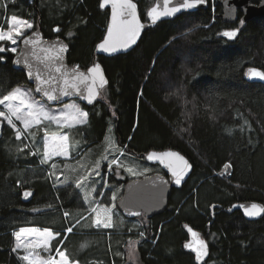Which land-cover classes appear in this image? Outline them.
<instances>
[{"label": "trees", "instance_id": "1", "mask_svg": "<svg viewBox=\"0 0 264 264\" xmlns=\"http://www.w3.org/2000/svg\"><path fill=\"white\" fill-rule=\"evenodd\" d=\"M58 1L42 5L40 0H7V9L35 23V29L39 22L45 38L65 39L71 50L69 64L88 70L104 39L109 11L101 10V0H61L66 9L56 5ZM135 1L147 22L156 0ZM216 1L149 29L127 55L99 57L109 85L93 106L78 101L88 112V123L67 130L72 145H78L74 156L100 145L113 126L124 153L121 159L128 155L143 159L152 150L175 149L193 164L190 179L173 188L166 212L148 219V228L139 231L147 235L138 248L140 264H196L194 255L184 250L188 226L209 244L211 257L205 264H264V217L251 222L239 211L228 213L240 202L264 205V85L247 80L249 68L264 71V17L229 24ZM4 13L2 8L1 19ZM235 29H239L235 38L223 35ZM0 47L5 48L0 53L5 60L0 62V96L17 85L32 88L26 76L13 69L8 43L0 41ZM13 138L7 127L0 140V264H27L24 252L13 251L16 231L54 230L61 235L58 248L76 237L67 236L66 229L80 232L76 224L89 212L76 198L77 189L56 190L38 170L37 161L16 160L6 144ZM100 154L96 152L95 158ZM17 165L28 174L20 175ZM26 175L28 183L22 184ZM115 180L109 174L108 184ZM28 189L35 197L25 204L22 194ZM63 207L85 212L69 222L62 216ZM37 208L44 211L35 212ZM99 254L104 264L125 263L116 249L114 256L108 253L107 243Z\"/></svg>", "mask_w": 264, "mask_h": 264}, {"label": "snow or ice", "instance_id": "2", "mask_svg": "<svg viewBox=\"0 0 264 264\" xmlns=\"http://www.w3.org/2000/svg\"><path fill=\"white\" fill-rule=\"evenodd\" d=\"M108 0H105L107 3ZM117 0H114L113 4V21L114 27L108 30L109 40H105L103 44L100 45V48L104 52H116L119 48H127L130 47L132 44L136 42L138 38L140 30L143 28V25L139 23L138 19L136 18V5L132 3V0H118L120 3L121 11L119 12L120 17L128 16L131 19H121L119 24H116L115 21L117 19V12L115 8ZM204 0H182L179 6L170 7V0H164V8L162 11L158 10L157 8H152V10L148 13V16L151 20L155 23L162 18L172 17L175 14L179 13L183 9H193L197 7L199 4L203 3ZM243 23V22H241ZM9 27L5 30L3 27H0V41H9L11 44L15 45L17 43L16 37L23 36L24 29H31L33 24L26 19L17 17L12 15L8 18ZM121 26H126L122 29ZM59 29H57L58 31ZM239 33V29H235L232 31L224 32V36L229 38H235ZM26 45H32L33 48L39 43L38 40H34L32 36H29L27 39L24 40ZM5 48L0 47V53H3ZM11 52L16 53L17 48L12 47L10 49ZM45 52H52V55H48L45 57V66L50 67V72L47 77L41 75L39 71H33V66L29 62L28 56L25 55L23 59L17 58L13 62L15 65L19 66L23 64L27 69V76L29 79H34L36 82V87L34 89H25L19 85L11 89L7 92V94H3L0 96V106H3L7 112L0 111V117H3L9 126L13 129L16 128V125L13 123V118L17 121H21L25 129H29L31 127H38L44 122H48L49 124H56L58 128H68V129H75L77 125H85L88 123V112L83 111L78 105L76 104H68L62 110H55L51 109L50 107L46 106V102L42 100L35 99L34 93H40L42 97L46 98L47 101H60L63 97L69 96L70 94H79L82 95L83 98L88 103H93L94 98L97 96L96 92V75L99 74V66L96 65L93 68L89 69V72L92 73L91 76L88 77L89 86L87 87V93L81 91L80 87L78 86L77 82H83L82 75L76 72H69L62 61V55L67 51L66 44H57L53 45L50 49H43ZM34 55V53H32ZM4 58L0 57V62H3ZM48 62H54L53 64L49 65ZM54 71L55 73L59 74L60 79L57 80L56 76H53L51 72ZM248 75L250 78H258L260 80H264V71H259L255 68L248 69ZM102 83H104L103 76L100 77ZM57 84H62V87L57 88ZM27 109V112L23 110ZM45 133H47V129L45 128ZM16 139H20L22 133L20 130H16ZM34 135V133H33ZM69 135H57L53 134L50 137H47L44 143V151H43V158L42 163L47 164L53 155L55 156H69ZM23 151V149H20ZM31 155H36V152L30 153ZM123 150L121 151L120 155H123ZM177 153H160L157 154L152 152L147 159L149 160H163L164 157L170 156H178ZM107 160V156L104 157ZM180 160L184 162V168L180 171H177L173 168L172 176L174 178V182L176 185H180L181 181L184 179V176L187 174V170L191 169V165L188 164L186 160L182 156L179 157ZM111 165H117L118 167H122L118 163V157H114L107 167L111 170ZM55 168V164L52 165ZM100 164L99 162L96 163V167L92 170L96 173L97 176L100 175L99 169ZM166 167H172L170 164L166 165ZM225 167H229L226 165ZM127 171L132 174L136 175L137 173L133 170L132 167H128ZM142 174V173H141ZM92 173L89 172L87 175L81 176L76 181V187L80 188L81 185L88 181L89 176ZM102 179V178H101ZM92 192H95V187H92ZM32 193L30 191H25L23 193L24 197L31 196ZM98 195H103V193H99ZM87 199V196H85ZM111 199L114 201L116 199L115 193L112 194ZM115 207V205H112ZM104 211L107 213L108 209L105 206ZM264 213V208H260L258 205L253 204L251 209H246V215L249 217L259 216ZM93 215L92 225L96 228H112L113 221L112 216L110 214L102 217L101 212L98 211L96 207L91 208L89 213ZM63 215L67 217L69 215L68 212H64ZM133 215H140V213H133ZM67 232L71 233L73 231L72 227H68L66 229ZM191 231V230H189ZM21 234H38L39 236L43 237L42 244H20L17 243L16 248L13 249L15 251L19 248H24L25 250L33 248V247H42L44 249H48L50 245V241L56 239L57 236L60 234L53 233L51 229L45 228L43 230L39 228H22L20 232L17 233V239H20ZM193 236H196L197 233H192ZM143 236V233H141ZM185 247L190 248L193 252H195V259L201 260L202 257L208 256V245L203 240L200 239L195 246L189 244L185 245ZM57 254L59 255L60 259L57 260L55 257L49 256L48 259H37L32 255L31 252L29 254L24 255L22 259L27 261V264H79V261H73L67 255L66 251H61L59 248L56 249Z\"/></svg>", "mask_w": 264, "mask_h": 264}, {"label": "rangeland", "instance_id": "3", "mask_svg": "<svg viewBox=\"0 0 264 264\" xmlns=\"http://www.w3.org/2000/svg\"><path fill=\"white\" fill-rule=\"evenodd\" d=\"M42 5L50 4L53 0H40ZM64 2V1H63ZM7 0H0V15L1 9L4 8L5 13L0 18V27H3L5 30L8 29V18L12 15L17 16L16 14H10L7 9ZM56 5L61 6L62 9L64 8V4L61 0L58 1ZM19 17V16H17ZM21 18V17H20ZM30 22V21H29ZM33 27L31 29H24L23 36L16 37L17 43L15 45L11 44L9 41H1L4 43H8L9 51L12 47L17 48V52L12 54L16 55L20 50V44L22 39L32 33L35 29V23L31 22ZM55 32L57 29H55ZM25 89H33L30 87H23ZM35 96V94H34ZM35 99L41 100L35 96ZM43 101V100H42ZM68 104H76L78 105L83 111H85L81 104L78 101H70L64 105L59 107H51L46 103V106L50 107L51 109L55 110H62ZM0 111L7 110L0 106ZM27 112V109L23 110ZM0 120H3L6 124V128L9 127L14 132V138L10 139L6 142L9 151L16 156L17 159L23 160H35L39 163L38 170H40L41 174L45 175L48 180L53 185L54 189H67L69 191L72 189H77L78 193L76 194V198L80 199L83 202L86 211L90 213L91 208L96 207L98 211L101 212V216L104 217L108 214L112 216L113 227L112 228H96L92 225L93 215L88 214L85 218L80 220L76 225L80 232H76L73 229L71 233L67 232V236L72 234H77L76 237L71 239L69 243L64 245L65 241L58 247L61 251H66L67 255L73 261H79V264H104V262L100 259L102 258V254H99V251L103 252V249L106 246L108 248V253H112L114 256V249H116V254L118 256H123L125 258L124 264H140L139 262V254L138 248L142 240L147 238L146 236H141L139 232L142 229L148 228V218L146 216H142L135 220H127L125 219L122 214L117 209V202L122 197L125 185L130 180H140L146 178L148 176L154 175L155 169L153 166L149 165L147 162L146 164L142 161L145 160L140 159L136 156L128 155L121 159V150L116 142L115 135H114V127L110 126L107 132V135L104 141L97 146L88 148L83 155L74 156V154L78 153V145H72L69 139V156H55L53 155L47 164L42 163L43 158V151H44V143L47 137L52 136L54 133L57 135L67 134L68 128H58L56 124H49L48 122H44V124L38 127H31L29 129H25L21 121L15 120L13 118V123L16 125V128L13 129L11 126L7 124V121L0 117ZM81 126V125H77ZM45 128L47 129V133H45ZM20 130L22 133L20 139H16V130ZM34 133V135H33ZM38 148V149H36ZM23 149V151H20ZM101 151L100 157L95 158L96 152ZM36 152V155H31L30 153ZM107 156V160L104 157ZM118 157L119 165L122 167H118L117 165H111V170L107 167L109 162L114 158ZM99 162L100 167L97 169L100 175L97 176L94 171H92L96 167V163ZM55 164V168L52 165ZM18 172L20 175L28 174L26 169L22 168V166L17 165ZM128 167H132L133 170L137 173L136 175H132L127 171ZM160 168V167H158ZM161 169V168H160ZM30 170H37V169H30ZM89 172L92 173L89 176L88 181H85L80 188L76 187V181L83 175H87ZM142 173V174H141ZM161 171L157 170V174H160ZM109 174H114L115 182L114 184H108L107 180ZM22 178V184H27V175L26 177ZM102 178V179H101ZM121 180V181H119ZM119 181V182H118ZM123 181L125 183H123ZM92 187H95L96 191L92 192ZM107 190V191H106ZM105 191L107 193H105ZM74 192H72L73 194ZM99 193L105 194V198L102 201L103 195H98ZM115 193L116 199L113 201L111 199L112 194ZM74 196V195H73ZM87 196V199H85ZM115 205L113 207L112 205ZM79 205V204H78ZM80 206V205H79ZM105 206L108 209L106 213L104 211ZM81 207V206H80ZM79 207V208H80ZM77 208V207H76ZM48 210V209H47ZM35 212H41L44 210H39V208L34 210ZM64 212H68L69 215L65 217L63 215ZM85 211H80L79 209L72 210L71 212L67 211L64 207L61 210L62 216L65 220L69 222H73L78 220L80 217L84 215ZM82 222V223H81ZM28 228V227H27ZM30 228V227H29ZM41 230L45 229L42 227H37ZM124 230H128V232H122ZM53 233H57L54 230H51ZM20 230L16 231L15 237L17 243L20 244H42L43 237L39 236L38 234H21L20 239H17V233ZM119 233V239H116V235ZM60 234V233H59ZM140 237V239L138 238ZM61 235L57 236L56 239L50 241V247L48 249H44L42 247H33L30 249L25 250L23 247L19 248L24 252L25 255L32 253L34 257L37 259H48L49 256L55 257V259L59 260L60 257L57 254V245L60 240ZM204 239V238H203ZM16 243V245H17ZM114 248V249H113ZM94 250L97 252L94 253ZM91 252V253H90ZM87 253H90L87 255ZM94 253V254H93ZM83 258V262L80 258Z\"/></svg>", "mask_w": 264, "mask_h": 264}, {"label": "water", "instance_id": "4", "mask_svg": "<svg viewBox=\"0 0 264 264\" xmlns=\"http://www.w3.org/2000/svg\"><path fill=\"white\" fill-rule=\"evenodd\" d=\"M254 0H217L216 3L221 6L222 8V14L221 17L223 18L224 22L229 24H236L240 20L243 23H247L249 21H252L254 19L262 18L264 17V0H261L259 4L253 3ZM182 2V0H170V7L173 6H179V4ZM132 3L136 5V18L138 19L139 23L143 25V28L140 30L138 38L136 39V42L132 44L130 47L127 48H119L116 52H104L100 45L104 43L105 40H109L108 36V30L110 28L114 27V21H113V4L114 0H108L107 3H105V0H101L100 2V8L102 11H109V22L107 25L106 33L104 36V39L98 43V45L95 48L94 52V60L92 66L89 68H93L94 66H99V74L96 75V92L97 96L94 98L93 103H88L82 95L79 94H70L69 96H65L60 101H47L46 98L42 97L40 93H34L36 97L46 102L51 107H59L61 105H64L70 101H79L83 105L87 107L93 106L99 98L102 96L104 89L109 85V79L106 74L105 68L102 65V63L98 60L99 57H106V58H114L121 55H127L134 51L136 47L139 45L144 33L148 31L149 29L155 28L159 23L174 20L178 17H180L183 14L186 13H195L200 10L206 9L209 6V0H204L203 3L199 4L197 7L193 9H183L179 13L175 14L172 17H166L162 18L157 22H153L151 18L148 16V21L144 22L140 15V9L139 5L135 0H132ZM116 12H117V19L115 21L116 24H119L121 19H131L127 15L124 17L119 16V12L121 11L120 3L116 2L115 4ZM152 8H157L158 10L162 11L164 8V0H156L155 4L150 8L148 13L152 10ZM122 29H124L126 26H121ZM29 36H32L34 40H38L39 43L33 48L32 45H26L24 43V40L27 39ZM233 39V38H231ZM66 44L67 45V51L62 55V61L65 66V68L69 72H76L82 75L83 82H77L78 86L80 87L81 91L85 94L87 93V87L89 86L88 77L92 75V73L88 70H82L78 67H73L69 64V54H70V45L69 43L60 37L54 38V39H47L44 37L41 25L34 30L29 35L25 36L20 44V50L19 52L14 55L12 59V67L14 70L19 71L23 73L26 76L27 82L32 88L34 89L36 87V82L34 79H29L27 76V69L26 67L21 64L19 66L14 64V60L17 58L23 59L25 55L28 56L29 62L33 66V71H39L41 75L47 77L50 72V67L45 66V57L48 55H52V52H45L43 49H50L53 45L57 44ZM5 52V51H4ZM3 52V53H4ZM34 53V55L32 54ZM5 62V60H3ZM49 65L53 64L54 62H48ZM259 71H262L258 68H255ZM53 76L57 77V80L60 79L59 74L55 73L54 71L51 72ZM103 76L104 83L101 82L100 77ZM247 80L252 83H260L264 85V80H260L258 78H250L249 75H247ZM57 88L62 87V84H57ZM6 129V124L3 120H0V140L4 138V133ZM155 152L157 154L160 153H177L178 156H170V157H164L163 160H149L147 157L152 153ZM182 156L184 160L188 162V164L191 165V169L187 170V174L184 176V179L181 181L180 185H176L174 182V178L172 176V170L173 168L177 171H180L184 168V162L179 159V157ZM145 161L151 165V166H158L161 168L162 173L155 174L148 176L146 178L140 179V180H130L126 183L122 197L117 202V209L122 214V216L127 220H135L137 218H140L142 216H146L148 219H153L155 217L161 216L166 212L169 206L170 197L172 194L173 188H181L191 177L194 166L193 164L179 151L175 149H166V150H152L149 153H147L144 156ZM171 165L172 167H166V165ZM30 191L32 193L29 197H24L22 194V201L25 204H29L33 201L35 197V192L33 190H25ZM24 191V192H25ZM23 192V193H24ZM256 204L260 208H264V205L258 202L253 201H247V202H240L232 206L228 210V213H234L236 211H239L242 213V215L251 222H255L258 220H261L264 217V213H262L259 216L255 217H249L246 215V209H251L252 205ZM140 213V215H133V213ZM191 230V231H189ZM186 232L188 234V241L184 244V250L187 253H191L195 257V252H193L190 248L185 247V245H193L195 246L196 243L203 239L201 234L193 229L192 227L188 226L186 227ZM197 233L196 236H193L192 233ZM69 233V232H68ZM207 245H208V256L202 257L201 260H196V264H205L210 260L211 252L208 242L203 239Z\"/></svg>", "mask_w": 264, "mask_h": 264}, {"label": "flooded vegetation", "instance_id": "5", "mask_svg": "<svg viewBox=\"0 0 264 264\" xmlns=\"http://www.w3.org/2000/svg\"><path fill=\"white\" fill-rule=\"evenodd\" d=\"M260 1H261V0H260ZM260 1H259V3H260ZM259 3H258V4H259ZM241 22H242V21L240 20L238 23H241ZM39 25H40V23L38 22V27H39ZM56 29H57V28H56Z\"/></svg>", "mask_w": 264, "mask_h": 264}, {"label": "crops", "instance_id": "6", "mask_svg": "<svg viewBox=\"0 0 264 264\" xmlns=\"http://www.w3.org/2000/svg\"><path fill=\"white\" fill-rule=\"evenodd\" d=\"M78 155H81V153L80 154H78ZM77 157V156H76ZM78 158V157H77ZM29 228V227H28ZM30 228H37V227H30Z\"/></svg>", "mask_w": 264, "mask_h": 264}]
</instances>
